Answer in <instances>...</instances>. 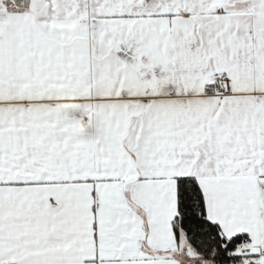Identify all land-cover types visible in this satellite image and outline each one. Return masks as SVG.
<instances>
[{"label":"snow or ice","instance_id":"1","mask_svg":"<svg viewBox=\"0 0 264 264\" xmlns=\"http://www.w3.org/2000/svg\"><path fill=\"white\" fill-rule=\"evenodd\" d=\"M0 264H264V0H0Z\"/></svg>","mask_w":264,"mask_h":264}]
</instances>
